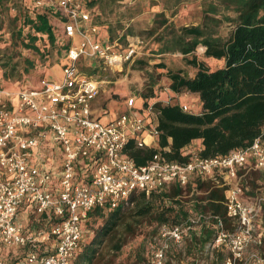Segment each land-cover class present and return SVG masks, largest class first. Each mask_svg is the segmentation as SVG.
Returning <instances> with one entry per match:
<instances>
[{"label": "built area", "instance_id": "2783aa9c", "mask_svg": "<svg viewBox=\"0 0 264 264\" xmlns=\"http://www.w3.org/2000/svg\"><path fill=\"white\" fill-rule=\"evenodd\" d=\"M20 3L23 9L57 10L69 45L59 78L0 83V243L27 248L15 262L7 261L0 248V264H73L84 236L83 220L92 208L132 205L133 193L148 196L171 183H194L197 177L227 185L223 204L230 226L210 210L189 209L184 219L158 226L146 264H166L171 247L182 245L191 229L202 224L214 229L207 246L226 251L222 264H264V188L253 189L246 178L249 172L264 173V127L248 145L225 153L202 155L201 148L189 146L186 160L168 158L169 146L157 141L156 99L128 95L127 110L113 115L94 105L102 84L96 61L122 70L139 53L143 38L127 35L123 45L109 39L92 21L87 0ZM82 58L91 60V70L83 68ZM194 102L171 103L200 112L201 101ZM49 139L57 147L55 170L32 157ZM147 147L155 151L143 163L129 153ZM45 158L52 163L50 153ZM24 203L34 213L51 211L55 220L49 227L26 231L19 216Z\"/></svg>", "mask_w": 264, "mask_h": 264}, {"label": "trees", "instance_id": "16d2710c", "mask_svg": "<svg viewBox=\"0 0 264 264\" xmlns=\"http://www.w3.org/2000/svg\"><path fill=\"white\" fill-rule=\"evenodd\" d=\"M100 1L108 0H87V3L93 6ZM0 4L3 5V0H0ZM202 12L199 23L180 25L177 28L167 23L163 12H157L149 28L152 33L161 27L156 37L160 51L177 50L187 55L201 44L206 56L224 58L223 66L211 69L203 60L192 55L186 59L196 67L192 76L183 75L180 69L168 70L172 90L185 89L198 94L201 101L200 112L184 111L177 103H163L160 100L153 103L158 110V145H168L167 157L178 160L188 158L190 148L187 145L194 139H200L202 155L225 153L232 148L248 145L264 127V0H217L209 2ZM20 14L16 18L21 20V25L14 27L12 33L22 39L24 36L28 37L23 42L25 47L39 51L40 47L35 40L42 36L59 50H63L62 56L65 57L69 40L56 32L52 24V19L60 15L57 10L46 8L39 12L36 7L30 6ZM1 22L0 18V29ZM223 22H228L229 25L227 31L221 33ZM25 24L31 28L26 33L23 32ZM106 31L111 40L125 39L126 33L118 35L119 32L112 27H107ZM2 75L5 76L4 71L0 73ZM153 94V87L150 86L142 96L150 98ZM154 151L153 147L131 148L129 153L137 163H143ZM256 172L259 171L252 173ZM251 174L246 175L248 181L253 179ZM185 191H192L188 199H183ZM226 191L227 185L221 181L217 183L197 177L194 183L191 180L185 186L171 183L148 196L143 192L133 193L129 197L132 205H120L114 209L96 206L83 220L84 236L73 264H92L100 245L111 234L119 233L117 242L112 244V247L119 249L145 220L167 222L172 215L180 221L187 216L189 209L210 210L219 214L226 226H230L223 204ZM164 198L170 204H163ZM97 218H100V222L86 239L88 224L91 225ZM213 236V227L202 224L191 229L183 244L190 255H200L208 248ZM175 249L176 245H173L172 250ZM179 253L182 254L181 251ZM215 253L217 260L213 262H222L226 251L219 249ZM147 259L148 255L146 262Z\"/></svg>", "mask_w": 264, "mask_h": 264}, {"label": "rangeland", "instance_id": "374dc122", "mask_svg": "<svg viewBox=\"0 0 264 264\" xmlns=\"http://www.w3.org/2000/svg\"><path fill=\"white\" fill-rule=\"evenodd\" d=\"M213 1L217 2V0H108L95 3L92 6L91 16L95 17L102 33L107 32V27H112L114 31L119 32L118 35L126 33L125 39L116 38L122 45L126 43L127 35H138L143 38V43L139 47V53L132 60L124 62L122 70L104 67L105 64L96 61L99 68L95 71L100 74L102 84L94 105L105 106L109 115L126 111V97L136 95L138 99L140 97L145 99L142 93L148 91L150 86L154 90L153 96L150 97L152 100H160L163 103L174 101L187 103L198 101L199 103L200 100L196 92L185 89L174 91L170 88L171 79L168 70L180 69L183 75H192L195 66L189 64L186 59L192 55H196L197 59L205 57L204 46L198 45L187 55H183L177 50L160 51L158 49L159 41L156 37L161 27L152 33H150L149 28L152 26L157 12H163L167 23H171L176 28L180 25L197 24L202 20V10L208 6L209 2ZM221 10L222 8H220ZM22 12L20 0H3V5L0 4L2 21L0 29V73L5 72V76H0V83H33L41 76L59 78L61 65L67 61L62 56L63 50H59L55 45L49 43L46 37L42 36H38L35 40V43L40 47L39 51L27 48L23 42L27 41L28 37L24 36L22 39L12 33L14 27L21 25V20L16 16L18 17ZM157 18H161V16H157ZM52 24L56 32L61 35V23L58 16L52 19ZM228 25V22L221 24V33L227 31ZM30 29L25 24L23 32L26 33ZM77 39L78 37L74 38V40ZM90 61L89 58L80 60L85 70H91L89 68ZM205 63L209 68L214 69L222 66L224 59H215L208 63L205 61ZM192 146L197 147L198 143L193 142ZM255 177L252 176L253 179L248 181L251 187L253 189L258 186L264 188L263 179L257 180ZM191 193L192 191H185L183 199H188ZM163 204L168 205L170 202L164 198ZM176 221L178 220L170 215L167 222ZM99 222L100 218H97L94 223L88 224L86 239L90 237L95 225ZM161 223L156 220L152 222L145 220L134 233L128 236V239L119 249L112 247V244L117 242L119 233L111 234L100 245L97 257L92 264H145L150 245L155 241L153 237H155L157 227ZM172 247L167 253L166 264H215L213 262V260H217L215 251L219 250L206 247L202 253H199L200 255L192 256L186 250L185 244L176 246L174 251ZM220 251L224 252L225 250L220 249ZM222 262L217 264H222Z\"/></svg>", "mask_w": 264, "mask_h": 264}, {"label": "crops", "instance_id": "0c3cea01", "mask_svg": "<svg viewBox=\"0 0 264 264\" xmlns=\"http://www.w3.org/2000/svg\"><path fill=\"white\" fill-rule=\"evenodd\" d=\"M90 10H92V6L89 5ZM91 19L94 23H97L96 20H94L93 15L91 16ZM98 24V23H97ZM200 45V44H198ZM223 58V57H221ZM221 58H215L213 56H206L200 57L198 60H205L207 63L210 61H214L215 59H221ZM224 59V58H223ZM204 61V62H205ZM224 65V64H223ZM222 65V66H223ZM196 71V67L194 68V73ZM193 73V74H194ZM192 74V75H193ZM188 75V76H192ZM193 142L198 143V148H201V142L200 139H194L191 143L187 145V147L192 146ZM56 143L53 140L44 141L40 147H37L33 150V160L34 161H43L45 166L55 170L57 169L58 161L56 159L55 154L57 153V147L55 146ZM50 153V156H52L51 161L52 163H49L47 158H45L46 154ZM252 172H249L251 174ZM253 178L255 177L257 180L263 179L264 181V173L263 172H256L252 173L250 175ZM19 216L24 224L25 230L29 232L36 231L40 228H46L49 227L52 222L55 220V216L52 214L51 211L45 212V213H34L33 212V206L30 203H24L19 208ZM0 248L2 250V254L5 257V259L9 262H15L19 261L25 256V253L27 252V248L25 247H6L3 244L0 243Z\"/></svg>", "mask_w": 264, "mask_h": 264}]
</instances>
